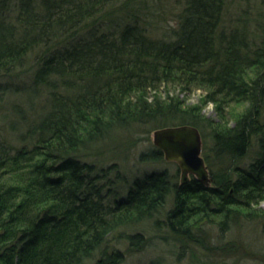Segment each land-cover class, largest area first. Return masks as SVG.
I'll return each mask as SVG.
<instances>
[{"label":"trees","instance_id":"1","mask_svg":"<svg viewBox=\"0 0 264 264\" xmlns=\"http://www.w3.org/2000/svg\"><path fill=\"white\" fill-rule=\"evenodd\" d=\"M132 1L0 0V98L20 91L5 112L15 137L0 133V264H82L168 195L164 224L184 245L204 246L207 221L226 230L240 217L264 232V0L230 14V0H184L162 37L148 34L141 11L131 14ZM117 4L125 15L95 17ZM23 75L29 82L17 86ZM192 89L203 91L200 102L185 99ZM181 124L200 132L210 184L177 183L163 169L111 202L113 182L86 158L94 146L120 130ZM162 156L157 147L138 155ZM118 238L134 249L145 242L140 233ZM99 253L93 264L123 258Z\"/></svg>","mask_w":264,"mask_h":264},{"label":"rangeland","instance_id":"2","mask_svg":"<svg viewBox=\"0 0 264 264\" xmlns=\"http://www.w3.org/2000/svg\"><path fill=\"white\" fill-rule=\"evenodd\" d=\"M257 2V0H230L229 14L234 13L238 5V10L248 6L250 12L255 11ZM183 4L184 0H133L131 9L134 11L131 14H135V10L141 11L138 13L141 16L140 23L148 34L153 37H162L177 24L176 15L182 9ZM117 7L118 4L112 8L106 7L103 15L99 14L95 17H103L112 12L117 17L125 15L123 11H116ZM29 56L32 57L31 54ZM19 72L21 71L18 70ZM27 78L23 75L18 81L15 80V83L18 86L19 82H25ZM169 89L178 92L177 87L170 86ZM19 92H6L0 98V133L9 139L13 133L7 130V124L12 119L5 114L9 112L11 105L19 100ZM202 96L203 91L192 89L186 93L185 99L187 102L198 103ZM202 108L207 116L215 117L212 103H206ZM152 133L153 131L146 134L140 130L136 132L132 128L120 130L112 137L100 140L92 149L91 155L86 157L95 164L97 169L105 171L106 176H109L113 182L107 181L108 178L103 179L108 182L106 189L109 187L111 190L109 193L111 202L124 197L136 178H143L145 174L152 171L165 169L177 183H180V171L175 162L166 161L163 156L158 162L139 160L140 152L155 148ZM14 137L15 134H13V139ZM112 163H117L119 173L115 168L109 167ZM191 176L189 175V178ZM171 205L172 198L168 195L163 206L154 216L110 233L107 241L82 264H93L100 250L108 252L112 249H119L123 252V258L117 264H148L157 258L160 259V264H264V232L257 222L245 223L238 217L230 222L226 230H221L216 223L207 221L201 225L204 230L200 231L204 238V246L194 242L184 245L177 241L164 224V213ZM260 205L264 207V201ZM119 232L121 234L140 233L144 236L145 242L140 248H131L125 239L118 238ZM228 244L233 245L231 246L233 250L226 248ZM223 245L225 248L219 247ZM213 250L219 252L216 253Z\"/></svg>","mask_w":264,"mask_h":264},{"label":"water","instance_id":"3","mask_svg":"<svg viewBox=\"0 0 264 264\" xmlns=\"http://www.w3.org/2000/svg\"><path fill=\"white\" fill-rule=\"evenodd\" d=\"M153 143L166 161L175 162L180 171V182L193 175L201 183L209 184V173L202 156L201 135L196 126L181 124L153 131Z\"/></svg>","mask_w":264,"mask_h":264}]
</instances>
